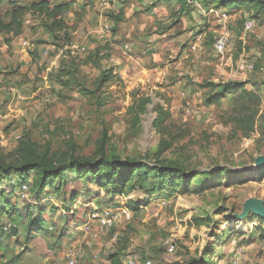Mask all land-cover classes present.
<instances>
[{"label":"rangeland","instance_id":"1","mask_svg":"<svg viewBox=\"0 0 264 264\" xmlns=\"http://www.w3.org/2000/svg\"><path fill=\"white\" fill-rule=\"evenodd\" d=\"M49 1L68 3L69 39L29 11L20 34L0 29V160L30 163L18 151L29 143L51 171L44 184L36 170L1 175L0 264H65L67 253L76 264H110L112 253L122 264H221L236 246L243 264H264V218L247 207L264 204V0H212L207 11L192 0ZM241 56L252 71L236 69ZM234 81L259 97L251 132L234 127ZM164 166L171 187L157 180ZM95 209L119 218L102 229Z\"/></svg>","mask_w":264,"mask_h":264},{"label":"trees","instance_id":"2","mask_svg":"<svg viewBox=\"0 0 264 264\" xmlns=\"http://www.w3.org/2000/svg\"><path fill=\"white\" fill-rule=\"evenodd\" d=\"M179 9L188 7V0H177ZM197 3H201L203 5V9L207 10L209 8L207 2H211L212 0H192ZM7 2V0H0V5ZM13 6L12 17L11 20L6 23H0V29H4L7 33L13 32L14 34H20L21 22L17 21L18 17H21L27 11H29L33 16L39 17L43 25L54 35L57 32H62L66 30L67 25L64 23V19L62 14L69 9L68 3H54L51 4L49 0H35L30 3L29 7H24L22 5L17 4L14 0L10 1ZM15 25L17 26V30L15 31ZM56 32V33H55ZM64 38L67 37V32H63ZM69 39V38H68ZM240 82H229L225 88L228 92H232L234 96L232 97V102L234 106V115L232 116V121H234V127L236 130L247 133L254 130L255 127V119L258 115V105H259V97L253 92L241 88ZM238 105V107H237ZM18 151L20 153H27L32 156V160L30 163L24 164H16L14 162H5L4 160H0V177L3 174H8L10 172L13 173H28L29 170H36L41 178V182L47 181V176L51 173L48 171V166L45 164V161L42 157H38L35 154L34 149L27 144H22L18 147ZM77 162V161H75ZM87 166H90L89 161H85ZM107 164H111V161H106ZM90 164V165H89ZM141 166V165H140ZM140 166L136 165L138 169ZM91 167V166H90ZM120 167H126L128 170H134L135 167H131L128 163H121ZM142 167V166H141ZM92 168V167H91ZM92 170V169H91ZM96 170V169H95ZM156 170V169H155ZM175 173L172 167L164 166L157 168V180L161 183V186H169L173 185V179ZM131 175L129 174L128 178ZM125 183H119L117 188H114V192L122 193L124 190ZM115 194V193H114ZM116 253H112L109 255L110 264H119L121 261L117 258ZM195 262V261H194ZM197 263V261H196ZM193 263V264H196ZM122 264V263H121ZM191 264V262L189 263ZM200 264V263H198Z\"/></svg>","mask_w":264,"mask_h":264},{"label":"built area","instance_id":"3","mask_svg":"<svg viewBox=\"0 0 264 264\" xmlns=\"http://www.w3.org/2000/svg\"><path fill=\"white\" fill-rule=\"evenodd\" d=\"M212 12L213 10H210L209 13L207 12V14H210ZM226 18H227L226 12H222L220 14V20L225 21ZM255 24H256V20L254 18H248L243 25L244 31L245 32L251 31L255 26ZM200 39H201V34L195 37L194 42L191 45L192 49L195 50L200 48L199 46ZM228 43H229V38L227 33L222 32L216 35L213 41V49L215 53H217V55L219 56H223L224 53L227 51ZM235 66L239 72L252 71L254 68V63H252L251 61L244 60L243 57L241 56L235 62ZM187 104L189 105L190 103L187 102ZM186 111L187 112L192 111L194 114H199L200 109L197 108L196 106L189 105L186 108ZM22 189L24 193L27 192L26 185H22ZM91 217L97 220L98 222H100V228L103 229L105 227L113 226L117 222L119 218V214L118 213L114 214L107 209H100V210L95 209V211L91 214ZM164 244L166 247V251L168 253H172L174 251L173 243H171L169 240H166ZM230 255H231L230 260L224 261L221 264H243L247 259V254L245 253L244 248L242 246L233 247ZM65 264H76L75 257L71 253H67ZM125 264H137V261L133 258H128ZM145 264H153V263L151 262V260H148L145 262ZM250 264H262V263L252 262Z\"/></svg>","mask_w":264,"mask_h":264},{"label":"water","instance_id":"4","mask_svg":"<svg viewBox=\"0 0 264 264\" xmlns=\"http://www.w3.org/2000/svg\"><path fill=\"white\" fill-rule=\"evenodd\" d=\"M247 207L252 208L256 214L264 218V204L256 199H250L247 202Z\"/></svg>","mask_w":264,"mask_h":264},{"label":"crops","instance_id":"5","mask_svg":"<svg viewBox=\"0 0 264 264\" xmlns=\"http://www.w3.org/2000/svg\"><path fill=\"white\" fill-rule=\"evenodd\" d=\"M208 9H211V8H207V10H208ZM207 10L203 9V11H207ZM114 73H115V72H114Z\"/></svg>","mask_w":264,"mask_h":264}]
</instances>
